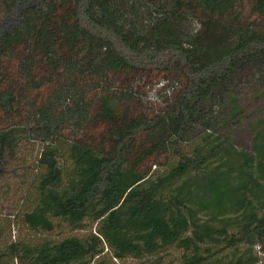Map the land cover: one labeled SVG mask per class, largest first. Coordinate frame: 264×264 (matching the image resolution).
<instances>
[{
    "label": "trees",
    "instance_id": "trees-1",
    "mask_svg": "<svg viewBox=\"0 0 264 264\" xmlns=\"http://www.w3.org/2000/svg\"><path fill=\"white\" fill-rule=\"evenodd\" d=\"M122 1L0 0L2 116L20 114L27 85L77 68L120 84L181 80L149 118L133 115L131 95L102 90L68 137L40 99L47 141L19 213L34 236L14 238L9 220L4 237L0 226V264H163L171 248L181 252L177 264H264V110L253 117L233 94L241 66L264 58V29L249 23L264 19V0H149L159 9L143 28ZM186 14L200 24L187 39ZM220 109L221 129L234 125L248 140L208 127L186 139ZM29 131L0 128V163ZM61 224L69 234L40 236Z\"/></svg>",
    "mask_w": 264,
    "mask_h": 264
},
{
    "label": "rangeland",
    "instance_id": "rangeland-1",
    "mask_svg": "<svg viewBox=\"0 0 264 264\" xmlns=\"http://www.w3.org/2000/svg\"><path fill=\"white\" fill-rule=\"evenodd\" d=\"M121 4L124 11L131 13L129 20L136 24L138 28L146 26L149 19L156 15L159 9L157 3L149 0H123ZM166 7L167 5H165ZM247 11L248 7L245 6L243 16L247 15ZM249 23L264 29L263 18H252ZM199 28L200 24L198 21L186 14L182 22L185 39L193 36ZM77 71L78 73H75V75L70 74L67 77L64 74L56 79L42 76L39 82L27 85L26 91L21 97L20 114H14L9 117L0 114V128L11 125H23L30 129L28 133L26 132L14 157L7 156L3 163H0V226L5 230L4 237H7L8 230L3 225H6L9 220L12 224L11 234L14 238L34 236V233L21 224L19 213L23 208V202H25L22 194L29 187L31 161L39 154L42 145L47 141V136L42 131L43 118L40 117L42 109L41 98H45L48 106L52 105L48 117L51 121L58 122L57 125L53 124V127L57 128V133L68 137L77 128L78 121L82 122L89 116L96 94L102 90L109 89L117 94H122V91H124V94L131 95L138 101L139 105L138 112L133 113V115L139 116L142 113L143 117L149 118L168 107L172 92L181 83L179 77L168 76L167 79L136 77L128 84H126L127 82L120 84L109 76L97 75L89 78L85 73L80 74L81 69L78 70L77 68ZM238 72L237 83L233 87V94L239 98L240 104L246 106L248 114L252 113L253 117H255L264 110V98L260 96L262 90H264V58H253L251 62L241 66ZM36 86L44 91V97L34 92V87ZM213 104L219 107L220 105L223 106L220 100L219 102L213 100ZM223 115L224 109H220V115L208 112L202 122L197 121L192 125L190 134L186 136V139L192 140L201 130L208 127L212 131H231L233 136H240L244 140H248L245 134L240 133V129L234 125L221 129V117ZM246 123L247 121L245 120V126ZM35 124H37L38 128L35 127ZM238 140L240 144L246 145L244 140ZM158 161L160 163L165 162L162 156L158 157ZM87 231L88 228L87 230L73 233L82 235ZM60 234H69L68 229L63 224L52 233L40 234V236L55 239L59 238ZM0 235V239H2L3 234ZM180 254L181 252L174 248L169 249L164 254L163 264H168L169 261L177 264ZM123 264H136V262L128 259Z\"/></svg>",
    "mask_w": 264,
    "mask_h": 264
}]
</instances>
